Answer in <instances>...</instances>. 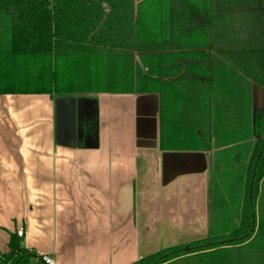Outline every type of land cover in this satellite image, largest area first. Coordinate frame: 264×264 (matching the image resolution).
<instances>
[{
  "label": "trees",
  "instance_id": "obj_1",
  "mask_svg": "<svg viewBox=\"0 0 264 264\" xmlns=\"http://www.w3.org/2000/svg\"><path fill=\"white\" fill-rule=\"evenodd\" d=\"M162 1L182 0H0V94L158 93L161 149L231 146L216 173L240 203L213 212L207 238L132 264H264V0H187L183 20H150ZM23 241L0 264H47Z\"/></svg>",
  "mask_w": 264,
  "mask_h": 264
},
{
  "label": "crops",
  "instance_id": "obj_2",
  "mask_svg": "<svg viewBox=\"0 0 264 264\" xmlns=\"http://www.w3.org/2000/svg\"><path fill=\"white\" fill-rule=\"evenodd\" d=\"M180 2L147 17L183 20ZM262 108L256 84L252 110ZM160 128L158 93L0 94V251L24 228L25 246L55 264H132L208 237L213 212H237L217 203L214 177L234 151L215 140L163 151Z\"/></svg>",
  "mask_w": 264,
  "mask_h": 264
},
{
  "label": "rangeland",
  "instance_id": "obj_3",
  "mask_svg": "<svg viewBox=\"0 0 264 264\" xmlns=\"http://www.w3.org/2000/svg\"><path fill=\"white\" fill-rule=\"evenodd\" d=\"M231 154V153H230ZM242 163L241 162H236V168L238 169V170H243L244 169V167H245V163L241 166V167H238L239 165H241ZM234 168V167H233ZM238 172V171H237ZM238 173H240V172H238ZM215 177H217V178H222L221 177V172H218L217 171V173H215ZM225 193V192H224ZM228 197V194L227 193H225V195H222L221 197H219L218 198V204H224V202H225V199ZM234 199V198H233ZM234 202V205L236 206L237 205V203H240V198H236L235 200H231V202ZM233 202L230 204V205H233ZM227 205H228V203H227ZM226 205V206H227ZM235 206L233 207L234 209H235ZM230 210V209H229ZM228 213V212H227ZM215 221H217V220H215ZM214 222V220L212 221V223ZM221 221L219 220V221H217V223H216V227L218 226H220L221 224H223V222L222 223H220ZM201 235H203V237L204 236H206L207 234H201ZM195 238H198V237H195ZM207 238V237H206ZM199 239V238H198ZM201 239H204V238H201ZM160 251V250H159Z\"/></svg>",
  "mask_w": 264,
  "mask_h": 264
},
{
  "label": "built area",
  "instance_id": "obj_4",
  "mask_svg": "<svg viewBox=\"0 0 264 264\" xmlns=\"http://www.w3.org/2000/svg\"><path fill=\"white\" fill-rule=\"evenodd\" d=\"M24 228H20V230L18 231V234L20 236L24 235ZM43 260L47 263V264H55V262L47 255H42Z\"/></svg>",
  "mask_w": 264,
  "mask_h": 264
},
{
  "label": "flooded vegetation",
  "instance_id": "obj_5",
  "mask_svg": "<svg viewBox=\"0 0 264 264\" xmlns=\"http://www.w3.org/2000/svg\"><path fill=\"white\" fill-rule=\"evenodd\" d=\"M255 84H253V86H254ZM253 86H252V88H253ZM264 111V108H262V109H260V112L262 113Z\"/></svg>",
  "mask_w": 264,
  "mask_h": 264
},
{
  "label": "water",
  "instance_id": "obj_6",
  "mask_svg": "<svg viewBox=\"0 0 264 264\" xmlns=\"http://www.w3.org/2000/svg\"><path fill=\"white\" fill-rule=\"evenodd\" d=\"M255 87H256V84L254 85V88H255ZM263 89H264V88H263ZM22 244H23V245H25V243H24V242H22Z\"/></svg>",
  "mask_w": 264,
  "mask_h": 264
}]
</instances>
